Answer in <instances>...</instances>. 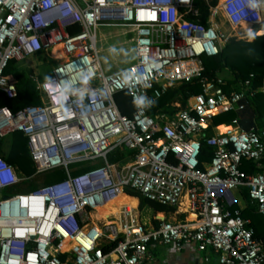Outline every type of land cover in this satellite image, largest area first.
Returning a JSON list of instances; mask_svg holds the SVG:
<instances>
[{"label": "built area", "instance_id": "2783aa9c", "mask_svg": "<svg viewBox=\"0 0 264 264\" xmlns=\"http://www.w3.org/2000/svg\"><path fill=\"white\" fill-rule=\"evenodd\" d=\"M195 1L0 0V92L16 97L4 74L9 62L56 46L63 54L51 58L48 76L33 78L39 105L0 107V141L21 134L33 168L26 175L0 157V264H143L155 245L211 251L219 264H264L249 220L230 211L227 198L246 188L264 225V128H243L238 116L212 125L215 116L238 115L264 95V78L254 87L249 74L234 86L205 75L203 66L232 38L264 37V7L261 0H204L201 23ZM74 26L79 31L70 33ZM100 26L131 29L132 64L104 73L96 48ZM190 82L200 92L184 108L173 103L172 113H150L169 88ZM119 92L129 96L130 116L115 103ZM203 146L211 153L206 162ZM115 151L124 156L111 163ZM52 171L63 178L14 192ZM134 193L193 219H161L146 230L129 205L100 214Z\"/></svg>", "mask_w": 264, "mask_h": 264}, {"label": "trees", "instance_id": "16d2710c", "mask_svg": "<svg viewBox=\"0 0 264 264\" xmlns=\"http://www.w3.org/2000/svg\"><path fill=\"white\" fill-rule=\"evenodd\" d=\"M215 1L216 0H212V3L214 4ZM195 6L201 14L199 21L204 23L205 16L207 14V6L204 0H196ZM78 31L79 27L77 26L69 29L70 33ZM14 64V61L9 62L4 74L6 76L13 75L16 97L10 99L7 98L5 94L0 92V107H7L10 110L15 111L27 105H39L40 97L34 84L32 85L23 74H18L19 72L17 73L15 71ZM203 66L205 75H216L224 79L227 84L234 86L246 79L249 74H253L255 77L253 79V86H259L264 78V37H256L251 42L232 38L228 40L217 55L204 58ZM224 75H227L228 77H224ZM199 92L200 86L196 82L182 83L169 88L167 92L154 102V107L150 113L157 110L172 113L178 110L177 108L171 107V104L173 103H178L179 109H182L187 105L189 98ZM114 100L122 114L127 116L131 115L133 106L126 93H117L114 96ZM236 116L240 119L239 123L243 128H247L251 125H254L257 128H264V95L261 93L256 94L246 109L238 115L234 112H226L215 116L212 119V125L214 127L228 125ZM19 135L23 144L15 146V148L13 146L14 144H10L9 151L7 153H3V140L0 141V157L13 166L17 172L29 175L33 173L32 163L28 155L26 139L21 134ZM123 156V153L120 151H115L108 156V161L114 163L123 158ZM210 157L211 153L209 149L203 146L200 153V160L202 162H206ZM99 163V161H96L94 163H86L80 166H72L71 172L73 174H77L81 171L95 167L99 165ZM199 169H203V166L200 165ZM247 170L250 172L257 171L254 166L247 168ZM260 171L264 172V159L262 161V168ZM61 178H63V174L60 171H52L34 177L32 181L29 182L31 185L21 184L20 187L28 186V188L26 187V190H32L39 186L58 181ZM235 191L244 201L245 207L243 209H239V207L235 204V206H231L229 209L232 211L239 210L242 218L250 219L251 227L254 231V237L260 239L264 247V227L262 225L261 216L257 212V206L250 201L246 188H239ZM132 195L139 199L140 215L143 208H147L149 212H151L150 215H143V219H141L142 225L146 230L156 228L159 224V220L154 219L155 213L171 211V209L158 203L142 199L135 193ZM127 199L132 202H129ZM120 200H123L125 205L136 207L137 203L133 199L123 196Z\"/></svg>", "mask_w": 264, "mask_h": 264}, {"label": "rangeland", "instance_id": "374dc122", "mask_svg": "<svg viewBox=\"0 0 264 264\" xmlns=\"http://www.w3.org/2000/svg\"><path fill=\"white\" fill-rule=\"evenodd\" d=\"M264 3V0H262ZM118 23V22H116ZM130 28L121 26H100L96 31V48L98 50V57L102 69L105 74L113 73L123 67L132 64L135 61L133 54V34ZM53 58L57 59V54L53 51ZM55 62L51 59V53L41 52L37 56L27 57L22 61L15 62L14 68L18 74H23L35 86L33 78L42 80L48 76L51 72ZM11 82H14L13 75L8 76ZM224 77H228L224 75ZM10 144L15 146L22 145L23 141L18 133H14L6 137L2 141V151L7 153L9 151ZM31 185V183H28ZM28 188V186H26ZM26 187L17 186L14 190L16 193H24ZM231 197L235 202L239 203L237 192L231 191ZM129 202L131 200L127 199ZM126 200V201H127ZM235 206V204H233ZM145 213V214H144ZM151 212L147 208H143L140 218L143 219V215H150Z\"/></svg>", "mask_w": 264, "mask_h": 264}, {"label": "crops", "instance_id": "0c3cea01", "mask_svg": "<svg viewBox=\"0 0 264 264\" xmlns=\"http://www.w3.org/2000/svg\"><path fill=\"white\" fill-rule=\"evenodd\" d=\"M262 4L264 7V3ZM248 42H251V41H248ZM237 196H238L239 203L234 201L230 193L229 195L227 194L228 209L229 207L233 206V204H236L239 207V209H243L245 207L244 201L242 200V198L239 196L238 193H237ZM132 198L135 199L137 202L136 207L134 208H137L136 211L138 214V219L140 223L142 224L141 218H140V212H139V199L136 197H132ZM118 202H121L122 204H124L123 200H119ZM230 202H232L231 205H229ZM100 214L103 216H107L105 210L101 211ZM190 217L191 216H187L185 214H175L173 210L168 211V212H157L154 215V219H157V220L163 219L167 221L185 220V219L189 220ZM247 220L251 222L250 219H247ZM262 225H263V222H262ZM250 227H251V223H250ZM256 239L259 240L263 246L262 241L258 238ZM143 264H219V262H218L217 256L211 251L200 253V252L191 250L189 248H185L179 252H176V251H172L171 249L165 246L155 245V246L148 248L147 259L143 262Z\"/></svg>", "mask_w": 264, "mask_h": 264}, {"label": "bare ground", "instance_id": "6f19581e", "mask_svg": "<svg viewBox=\"0 0 264 264\" xmlns=\"http://www.w3.org/2000/svg\"><path fill=\"white\" fill-rule=\"evenodd\" d=\"M53 51H55L56 54H57V60H60V59L63 58V54H62V52H61V50H60V46H56V47H54V48L52 49V51H51V56H52V54H53ZM52 58H53V56H52ZM122 197H123V196H120L114 204H111V205H109V206L104 207L103 209L100 210V212L103 211V210H105L106 215L111 214V213H116V212L118 211L119 206H120V205H123L121 202H118ZM127 198H128V197H127ZM130 199H133V198H130ZM133 200L136 202L135 199H133ZM116 203H117V204H116ZM136 203H137V202H136ZM192 219H193L192 217L189 218V220H192Z\"/></svg>", "mask_w": 264, "mask_h": 264}, {"label": "water", "instance_id": "95a60500", "mask_svg": "<svg viewBox=\"0 0 264 264\" xmlns=\"http://www.w3.org/2000/svg\"><path fill=\"white\" fill-rule=\"evenodd\" d=\"M231 204H232V202L229 203V205H231Z\"/></svg>", "mask_w": 264, "mask_h": 264}]
</instances>
